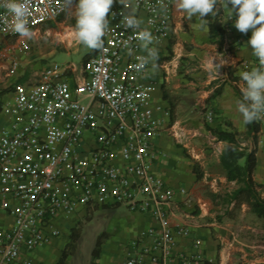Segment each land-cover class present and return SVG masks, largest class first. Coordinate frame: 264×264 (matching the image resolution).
Segmentation results:
<instances>
[{
	"label": "built area",
	"instance_id": "1",
	"mask_svg": "<svg viewBox=\"0 0 264 264\" xmlns=\"http://www.w3.org/2000/svg\"><path fill=\"white\" fill-rule=\"evenodd\" d=\"M6 2L0 0V77L19 65L6 40L13 37L28 48L12 27ZM26 2L31 30L57 19L67 5L66 0ZM172 3L128 0L126 8L116 0L103 46L79 72L72 62L48 63L24 81H13L10 98L1 104L8 120L0 125V264H33L29 255L61 235L62 221L81 211L84 216L91 207L119 204L156 222L130 241L119 264H195L201 257L198 237L192 240L194 253L173 252L176 238L188 236L190 227L170 222L174 191L152 170L158 153L154 139L165 120L150 106L152 86L142 77L173 30ZM130 10L137 27L122 20ZM234 20L223 19L226 31ZM144 29L153 37L147 46L138 38ZM254 64L238 62L241 80L243 71L260 66L257 57ZM212 117L207 110L205 119ZM254 121L264 129V112Z\"/></svg>",
	"mask_w": 264,
	"mask_h": 264
},
{
	"label": "crops",
	"instance_id": "2",
	"mask_svg": "<svg viewBox=\"0 0 264 264\" xmlns=\"http://www.w3.org/2000/svg\"><path fill=\"white\" fill-rule=\"evenodd\" d=\"M175 3L176 0H173V30L156 48V56L146 75L142 77L144 82L152 86L150 106L156 115L163 116L165 120L164 131L154 139V148L158 153L152 170L174 191L171 203L174 213L169 218L170 222L184 223L190 227L188 236L176 238L173 252L194 253L192 240L198 237L201 239V257L195 260V264H264V250L253 249H264V241L255 243L253 240H245L241 234L245 228L254 235V227L240 225L234 218L222 219L221 214L230 211L232 207V203L224 201V197L237 187V183L226 179L219 162L225 141L216 139L207 129L209 126L233 130L242 135L248 130L247 123L243 121L238 110V103L242 99L241 89L245 87L239 76L238 62L246 59L251 65H255L256 56L247 43L251 29L240 32L233 22L219 49L217 44L209 40L208 25L204 29L194 27L195 19L198 24L199 18L186 19L184 13L175 7ZM115 4L116 0L112 6ZM227 7L230 8L231 5H222L223 19L236 18L235 11L231 16ZM73 13L74 6L67 4L59 20L64 21ZM14 39L9 37L6 40L7 49L13 48ZM94 50L90 49L82 63ZM171 52L173 55L168 58ZM181 56L195 59L203 74H189L190 78L184 77L176 67V59ZM220 60L225 62L217 72L215 63ZM189 61L190 59H187V62ZM79 68L80 66L76 68V73ZM26 76V71H23L19 76L12 73L8 77H0V125L8 120L1 112L2 101L10 98V86L14 82L24 81ZM2 88H6L4 92ZM209 109L212 110L213 117L207 121L205 112ZM164 111H168V115H164ZM245 142L250 144L251 141L248 139ZM255 146L256 165L253 179L264 184L263 128L258 127ZM241 207L244 213L246 206ZM92 208L94 207L85 211V216ZM130 212L134 214V219L129 224H124L126 233L131 230L129 236L114 241L107 238L109 241L105 244L101 240L97 264H119L129 248L130 241L156 224L146 213ZM80 213L83 214V211ZM72 220L60 223L68 226L71 231ZM70 231L69 234L61 233L47 243L39 245L29 255V261L33 264H57L69 242ZM107 236L108 234H104L103 238ZM144 240L149 243L151 238L148 236ZM71 253L65 257L63 264H68ZM86 260V264L91 263V253Z\"/></svg>",
	"mask_w": 264,
	"mask_h": 264
},
{
	"label": "rangeland",
	"instance_id": "3",
	"mask_svg": "<svg viewBox=\"0 0 264 264\" xmlns=\"http://www.w3.org/2000/svg\"><path fill=\"white\" fill-rule=\"evenodd\" d=\"M75 13L69 14L64 21L56 19L52 22L41 23L33 26L31 37H25L28 48H23L13 42V48L10 49L16 56L19 65L14 71L16 76L26 71L31 74L33 71H39L43 65L48 63H56L63 65L66 62H72L78 68L83 61L84 56L90 51L91 48L79 42L75 36ZM11 52V53H12ZM168 55V58H171ZM181 59H185L182 61ZM187 59H190L187 62ZM177 70L183 73V76L190 78L189 74L202 75L203 72L199 63L195 59L178 57L176 59ZM6 78H4L5 80ZM7 84V83H6ZM8 85V84H7ZM6 88L1 90L4 92ZM222 204H224L222 202ZM223 215L222 219H231L238 222L240 225H248L254 227V235L249 233L248 229L241 231L242 237L245 240H253L255 243L264 241V225L259 219L255 218L253 214L245 210L242 212V207L236 211L230 210L228 214ZM70 218L74 219L71 222L72 226L78 228V239L75 241V248L71 252L68 264H86V259L89 257L92 248L95 245L97 236L103 243H107V238L114 241L129 236L130 231L124 230V224H128L134 219L127 207L124 205L109 206L102 208L97 206L92 208L87 216L81 214H74ZM62 233L69 234V228L66 225H61ZM257 230V232H255ZM247 231V232H246ZM123 232V233H122ZM125 233V234H124ZM104 234H108L106 238ZM247 249H252L246 247ZM257 251L264 250L262 248H253ZM251 251V250H250Z\"/></svg>",
	"mask_w": 264,
	"mask_h": 264
},
{
	"label": "clouds",
	"instance_id": "4",
	"mask_svg": "<svg viewBox=\"0 0 264 264\" xmlns=\"http://www.w3.org/2000/svg\"><path fill=\"white\" fill-rule=\"evenodd\" d=\"M125 7H129L128 0H119ZM230 15L236 13L234 26L240 32L251 29V35L247 43L251 46L253 54L259 60V67L243 71L241 78L245 87L241 89L242 99L238 103V110L242 114L243 121L249 123L264 112V0H225ZM69 6L75 9V36L77 39L92 49L103 46V36L109 26L108 14L114 0H66ZM217 0H176L175 7L184 13L186 19L199 18V23H193L194 27L204 29L207 27L209 14L215 11ZM12 14V27L21 36L31 37L32 30L29 27V9L26 0H7L4 5ZM126 26L137 27L139 21L130 10L122 15ZM138 38L149 44L153 37L149 30L144 29L138 33ZM155 55V50H152ZM222 61V62H221ZM220 60L215 63L217 69L224 63Z\"/></svg>",
	"mask_w": 264,
	"mask_h": 264
},
{
	"label": "trees",
	"instance_id": "5",
	"mask_svg": "<svg viewBox=\"0 0 264 264\" xmlns=\"http://www.w3.org/2000/svg\"><path fill=\"white\" fill-rule=\"evenodd\" d=\"M214 8L215 11L206 18L208 37L210 42L217 44L220 49L227 31L223 21V9L219 0H217ZM60 15L57 19H60ZM247 127L248 130L244 135L233 130L209 126L207 129L216 139L225 141V145L219 155V162L225 172L226 179L237 183V187L224 197V201L232 203L231 210L233 211L245 205L246 210L264 225V184L258 183L253 179V170L256 165V133L259 126L255 121H252L247 123ZM248 139L251 141L250 144L244 143ZM228 213L229 211H224V214ZM78 234L77 226H73L70 231L69 242L63 249L57 264H63L65 257L75 248ZM100 248L101 239L99 235L91 250L90 264H97Z\"/></svg>",
	"mask_w": 264,
	"mask_h": 264
}]
</instances>
